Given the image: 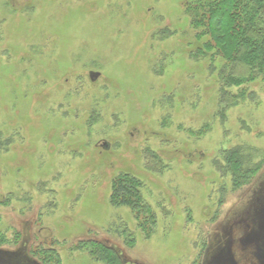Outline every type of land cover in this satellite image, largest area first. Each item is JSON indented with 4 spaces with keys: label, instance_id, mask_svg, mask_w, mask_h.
<instances>
[{
    "label": "rangeland",
    "instance_id": "1",
    "mask_svg": "<svg viewBox=\"0 0 264 264\" xmlns=\"http://www.w3.org/2000/svg\"><path fill=\"white\" fill-rule=\"evenodd\" d=\"M194 1L0 0V264H264V82L223 119Z\"/></svg>",
    "mask_w": 264,
    "mask_h": 264
},
{
    "label": "trees",
    "instance_id": "2",
    "mask_svg": "<svg viewBox=\"0 0 264 264\" xmlns=\"http://www.w3.org/2000/svg\"><path fill=\"white\" fill-rule=\"evenodd\" d=\"M192 4L189 10L196 18L191 20V25L204 29L207 40L191 58L208 57L211 61L208 72L211 77L216 73L217 107L225 119L229 108L249 98L256 100L254 93L249 96L245 85L257 80L264 82V0H195ZM192 4L188 3L187 7ZM214 50L216 53H212ZM216 55L226 62L220 69L214 65ZM233 87L239 91L232 92ZM241 154L238 150L232 151L229 160L232 158L235 165L244 167L247 159H242ZM243 169L247 175L252 171Z\"/></svg>",
    "mask_w": 264,
    "mask_h": 264
},
{
    "label": "water",
    "instance_id": "3",
    "mask_svg": "<svg viewBox=\"0 0 264 264\" xmlns=\"http://www.w3.org/2000/svg\"><path fill=\"white\" fill-rule=\"evenodd\" d=\"M100 77V74L97 72H90V79L94 82ZM109 146L108 144L103 145V149L108 150Z\"/></svg>",
    "mask_w": 264,
    "mask_h": 264
}]
</instances>
